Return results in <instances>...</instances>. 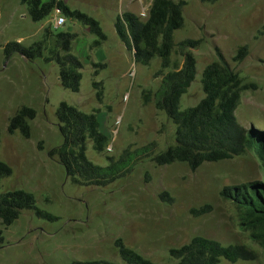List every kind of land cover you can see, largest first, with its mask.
Listing matches in <instances>:
<instances>
[{
  "label": "rangeland",
  "instance_id": "obj_1",
  "mask_svg": "<svg viewBox=\"0 0 264 264\" xmlns=\"http://www.w3.org/2000/svg\"><path fill=\"white\" fill-rule=\"evenodd\" d=\"M61 1L70 10L94 18L105 41L94 45L98 38L65 15V24L54 30L50 15L34 22L21 0H0V160L11 168V174L0 180V194L29 192L38 210L56 218H40L29 210L10 226H1L0 264L121 263L117 239L152 262H174L169 250L195 236L223 245L244 244L258 255L254 261L222 260L220 264H264L262 240L251 237L264 228L244 224L237 208L220 195L224 187L264 182V167L254 149L229 160L203 163L194 171L184 162L157 166L151 159L174 144L175 125L152 100L144 102L143 92H155L162 78L158 72L180 68L182 57L174 47L167 69L161 70L158 58L146 66L136 64L114 30L117 17L125 12L145 20L151 0ZM172 1L186 3L182 27L173 33L174 44L201 40L189 50L196 60V74L180 98L179 109L193 107L204 97L201 74L218 59L219 51L243 84L255 86L242 91L237 121L254 135L264 134V0ZM45 29L75 34L71 53L82 63L78 92L61 87L58 65L44 60L47 50L33 61L19 54L5 59L7 43L30 46ZM243 46L246 55L233 61ZM61 102L97 113L108 146L99 154L87 143L86 156L96 165L106 166V156L117 158L128 146L139 149L151 142L156 146L148 156L138 153L131 171L105 187L76 185L49 156L63 142L55 115ZM24 106L35 111L28 122L29 137L8 132L10 119ZM163 192L171 201L160 197ZM203 206H210V211L199 216L191 213Z\"/></svg>",
  "mask_w": 264,
  "mask_h": 264
},
{
  "label": "trees",
  "instance_id": "obj_2",
  "mask_svg": "<svg viewBox=\"0 0 264 264\" xmlns=\"http://www.w3.org/2000/svg\"><path fill=\"white\" fill-rule=\"evenodd\" d=\"M21 3L26 5L34 22L42 21L58 9L63 15L88 28L98 38L94 45H100L106 39L94 18L77 10H70L61 0H21ZM185 4L184 1L151 0L145 20L131 12H125L114 23L115 33L132 53L134 63L146 66L153 58H158L161 70L167 69L174 47L182 57L180 68L165 74L158 72L157 75H162V78L155 92H143L144 102L152 100L155 108L163 112L175 125L174 144L151 159L157 166L184 162L194 171L203 163L229 160L248 149H254L264 167V134L254 135L235 117L242 91L255 86L243 84L242 79L219 51L218 59L206 65L201 74L200 83L204 97L193 107L179 109L180 98L186 93L196 74V60L189 50L196 49L201 42L200 39H187L178 44L173 42L174 31L183 24L182 12ZM48 39L50 45H47ZM74 39L73 33L45 29L42 38L30 46L9 42L4 46L3 52L5 59L19 54L25 60L33 61L42 57L43 51L47 50L44 60L58 65L61 87L78 92L82 63L71 53ZM246 53V46L240 47L233 61H241ZM96 66L103 68L105 65ZM97 97L99 98V93ZM55 115L63 142L59 147L51 149L49 156L55 158L64 168L66 177L79 186H107L131 171L137 163L138 153L148 156L150 150L156 146L155 142L139 149L128 146L117 158L106 156L108 164L99 166L86 156L88 142L99 154L108 146L107 136L100 131L97 113H85L61 102ZM34 118L35 111L32 108L21 107L10 119L8 132L12 134L19 131L24 137H29L28 122ZM10 174L9 165L0 160V180ZM220 195L237 208L244 224L251 228H264V182L255 180L224 187ZM160 197L171 201L166 192ZM29 210H33L40 218L56 219L51 214L38 210L35 207V198L29 192L12 190L0 194V249L4 246L1 226H10L22 212ZM209 211L210 206L191 209L195 216ZM251 237L261 238L264 256V230L253 233ZM115 246L118 248L121 263L94 260L71 264H220L222 260L235 263L239 260L254 261L258 257L256 251L244 244L223 245L203 236H195L179 248L170 249L169 255L174 262L167 263H155L142 257L126 247L121 239L115 241Z\"/></svg>",
  "mask_w": 264,
  "mask_h": 264
},
{
  "label": "built area",
  "instance_id": "obj_3",
  "mask_svg": "<svg viewBox=\"0 0 264 264\" xmlns=\"http://www.w3.org/2000/svg\"><path fill=\"white\" fill-rule=\"evenodd\" d=\"M50 16H51L52 28L54 30H58L66 22L64 15L58 9H55Z\"/></svg>",
  "mask_w": 264,
  "mask_h": 264
}]
</instances>
